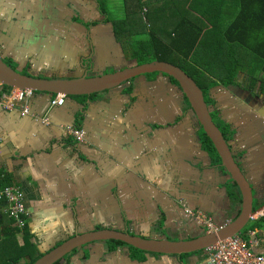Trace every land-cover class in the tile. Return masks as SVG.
Here are the masks:
<instances>
[{"label": "crops", "instance_id": "crops-1", "mask_svg": "<svg viewBox=\"0 0 264 264\" xmlns=\"http://www.w3.org/2000/svg\"><path fill=\"white\" fill-rule=\"evenodd\" d=\"M84 1H89L92 9L84 10L80 5ZM101 3L0 0V54L26 74L51 79L89 73L81 60L94 48L95 69L90 76L133 66L136 59L102 14ZM76 5L83 13H74ZM213 29L216 27L209 26L207 31ZM70 36L80 39V45ZM217 36L214 32L209 45ZM256 36L251 39L253 46L260 44ZM223 39H228L227 31ZM146 76L132 83V92L126 84L95 97L65 96L61 107L52 106L48 94L35 93L26 116L0 109V190L9 184L24 192L29 211L27 231L39 252L46 253L77 234L100 228L129 229L156 239L201 236L205 228L187 215L185 204L208 214L219 225L240 213L242 202L231 194L220 164L214 163L211 155L210 160L199 120L187 101L188 106L183 105L176 82L163 75ZM263 81L258 82L260 87ZM228 106L212 114L232 133L231 144L240 156L245 155L241 165L256 185L251 183L257 199L254 210L258 211L264 207V154L260 153L264 148L248 142L257 137L258 129L249 126L246 111ZM68 126L83 130L85 142L70 136L65 130ZM250 223L258 228L249 230L247 240H264V219H251ZM22 239L8 216V205L0 202V259L15 260ZM99 249L97 244V264H102L107 257L101 258L104 255ZM255 251L264 254V245ZM115 254L108 258L130 264L129 255H122L126 251ZM205 256L178 259L154 255L146 264H198Z\"/></svg>", "mask_w": 264, "mask_h": 264}, {"label": "trees", "instance_id": "trees-1", "mask_svg": "<svg viewBox=\"0 0 264 264\" xmlns=\"http://www.w3.org/2000/svg\"><path fill=\"white\" fill-rule=\"evenodd\" d=\"M188 1L125 0L124 12L120 14L119 18L118 16L115 18L111 17L107 0H102L101 8L103 9L102 14L108 18L109 23L116 27L119 35L120 33H125L128 25L132 27L134 23H141L149 37L146 41L144 39L139 40L138 46L134 50L135 53L139 50L144 54H154L153 62H171L169 53L172 49L179 50L185 57L184 64L186 66L171 63L191 75L204 90L206 96L209 95L211 88L215 87V85L224 83L222 82L223 75H228L234 79L239 71H244L250 76V82L253 86L257 85L260 79H264V40H262V35L264 34V2H261V0L259 2H256V0H223V2L193 0L189 3ZM195 10L203 14V19L208 18L213 21V26L216 29L207 31L209 25L203 19H198L197 21L191 19L189 15ZM142 14L152 15L156 18L154 27L150 31L148 25H144L140 21ZM132 31L135 36L139 35L133 27ZM226 31L228 39H223L222 41ZM214 32L218 36L209 45V40L212 39ZM255 35H257L256 38L260 41V44L253 46L251 39ZM215 52L219 53L214 56ZM236 53H239V56H236ZM191 57L193 58L192 62H188L187 59ZM133 58L137 60L138 64H144V59L141 56L133 55ZM6 62L13 69L18 68L11 61ZM22 73L30 75L29 73H24V71ZM158 75L160 74L154 73L151 74V77ZM172 80L178 83L175 79L172 78ZM215 80H220L221 83H217ZM227 84L229 83L227 82ZM261 88L264 89V86ZM127 91L132 92L134 90L131 86ZM188 104L192 108L189 102ZM202 131V141L205 148L213 157V162L220 164V159L212 141L203 128ZM223 132L229 134L227 139L230 140L232 133L228 130ZM229 185L231 190H233L231 194L242 202L241 196L236 193L238 191L237 184L230 180ZM256 228H258L257 225L250 223L242 231V238L247 240L249 238V230L254 231ZM22 234L24 243L20 245L19 256L15 260H9L7 264H19L26 259L30 260V264H34L44 255L39 252L37 245L31 242V234L27 231V228ZM109 243L113 245V251L130 247L138 255V260L142 262L147 260L146 252L140 249L128 246L122 241L111 240ZM205 253L204 251L198 254ZM187 256L190 255H184V257ZM55 264H58V262Z\"/></svg>", "mask_w": 264, "mask_h": 264}, {"label": "water", "instance_id": "water-1", "mask_svg": "<svg viewBox=\"0 0 264 264\" xmlns=\"http://www.w3.org/2000/svg\"><path fill=\"white\" fill-rule=\"evenodd\" d=\"M154 73H159L166 78H173L180 84L181 91L188 99L192 110L199 120L200 126L207 133L217 151L220 166L223 169L222 173L226 174L229 181L232 180L237 184L238 191L236 193L242 199L239 215L217 233L204 232L201 236L191 239L172 240L170 236L163 239L146 238L133 234L129 229H95L92 232L77 234L68 239L45 253L34 264H55L80 248L90 244H98L101 249V243L106 244L111 240L122 241L128 246L135 247L147 253V260L144 262L135 260L129 255L128 259L130 264H146L154 255L182 259L184 255H199L198 253L207 251L210 246L218 242L238 235L241 236L242 231L250 224L252 216L254 215V201L256 199L254 189L250 180L245 175L243 168L240 167L239 162L235 159L231 147L232 140L227 139V134L213 120L204 90L185 70L170 62L155 61L149 64L128 66L126 69L119 70L115 73L95 76L84 73L70 78L51 79L40 78L32 74L25 75L20 68L13 69L5 61L2 54H0V83L3 86L22 90H33L36 93H46L51 99H53L54 95L59 94L67 98H74L78 96L91 97L93 95L111 92L125 86V84H128L126 86L130 87L133 80ZM210 155L209 152V158ZM210 160L212 161L211 158ZM182 262L183 264L187 263L186 261Z\"/></svg>", "mask_w": 264, "mask_h": 264}, {"label": "built area", "instance_id": "built-area-1", "mask_svg": "<svg viewBox=\"0 0 264 264\" xmlns=\"http://www.w3.org/2000/svg\"><path fill=\"white\" fill-rule=\"evenodd\" d=\"M4 86L0 83V90ZM35 91L22 90L19 88H5L0 95V109L6 111H20L26 116L30 113L28 106L29 100L33 98ZM64 95H56L52 102V106L61 107L65 103ZM45 119V122H48ZM67 133L77 142H85V133L76 127L68 126L65 128ZM1 148V141H0ZM0 202L8 205V216L12 220L15 228L23 233L28 228L29 211L25 201L24 192L14 186H7L0 190ZM187 213L200 226L204 227L208 233H217L224 229L230 221L224 224H217L215 220L208 214L191 209L187 204L184 205ZM252 219H264V207L255 212ZM264 245V240H245L241 236L228 238L218 242L207 249V257L199 264H264V254L258 253L256 248Z\"/></svg>", "mask_w": 264, "mask_h": 264}, {"label": "flooded vegetation", "instance_id": "flooded-vegetation-1", "mask_svg": "<svg viewBox=\"0 0 264 264\" xmlns=\"http://www.w3.org/2000/svg\"><path fill=\"white\" fill-rule=\"evenodd\" d=\"M72 9H74V13L80 14L82 12L81 7L78 5H76V7L72 8ZM72 23H74V21H72ZM115 35H116V33H115ZM116 37L117 36H115V39H116ZM116 42L118 44L121 43V42L119 43L117 41V39H116ZM95 55H96V51L94 48L93 50H91L89 56L84 57L81 60L83 66L86 67V72L89 71V73H90V72H93L91 70L95 69V60H94ZM127 63H131V61H127ZM134 65H139L137 60H136ZM149 75H151V74H149ZM242 75L243 74L241 73V71H239L234 79H232V77H229L227 79V82L229 83L227 86H224L222 84L221 85L218 84L217 86L215 85V87L211 88L209 95L206 96V99H207V102L209 105V111L211 113V116L213 117V120L217 124V126L221 130H223L224 128L221 126V124L219 122H217V120H216V118H214V115L212 114V112L217 111L218 109L224 108L225 104H228L229 106L244 109L248 115L247 118L250 122L249 126H251L254 130L258 129V130H255L257 137H254L253 139L248 140V142L253 144V142L255 141L256 145L263 149L264 148V98H263L264 97V89H262L259 84L253 86L252 83L250 82V78L249 77L246 78V76H245V78L247 79L248 82L243 83ZM145 77H148V76H142L136 80H133L132 82L138 83L140 80H143ZM231 80H232V82H231ZM215 92H218V93H215ZM186 101H188V99L184 95H182V103L184 106L187 107L188 105H187ZM258 117H260V118L258 119ZM258 125H260L259 128H257ZM232 136H231V138H232ZM231 147H232V151L234 153L235 159H237V161L239 162L240 167L243 168V166L241 165V162H242V158H244L245 155L240 156V153H238V151L236 150V148L234 146H232V144H231ZM260 153L264 154V150H262ZM245 158H247V156ZM250 182L253 183L254 187L256 188L255 183L252 181H250ZM262 189H264V187ZM187 215L190 216L188 213H187ZM194 221L198 226H200V224H198L196 222V220H194ZM200 227H202V226H200ZM101 245H102V243H101ZM96 246H97V244H90L88 246L80 248L79 250H76L73 253L66 256L63 260L59 261L58 264H97V261H98L97 259H99V258L96 257V255H95ZM106 246L107 247L104 248L102 245V248L99 250H100V252H102L101 255L102 254L104 255L101 258L107 257L106 262L107 261L111 262L109 264H117L116 262L114 263L113 261H111L110 258H108L111 256H116V254H115L116 251L117 252L126 251V254H122V255H132L135 260H138V255L130 247L120 248L116 251H113L112 250L113 245L111 243H109V242L106 243ZM105 250H106V254H105ZM40 253L45 254V253H42L41 251H40ZM101 263L103 264L104 262H101ZM23 264H30V260L26 259L23 262ZM122 264H127V262H124Z\"/></svg>", "mask_w": 264, "mask_h": 264}, {"label": "rangeland", "instance_id": "rangeland-1", "mask_svg": "<svg viewBox=\"0 0 264 264\" xmlns=\"http://www.w3.org/2000/svg\"><path fill=\"white\" fill-rule=\"evenodd\" d=\"M108 1V7H109V12H110V14H111V17H117L118 16V18L120 17V14L121 13H123L124 12V10H123V6L125 5V0H107ZM89 1H84L83 3H81L80 5L81 6H83V9L84 10H86V9H88V8H90V9H92V6H90L89 4ZM89 9V10H90ZM94 9V8H93ZM192 19H194L195 21H197V17L199 18V19H203V14L200 12V11H198V10H195L194 12L192 11L191 13H190V15H189ZM154 20H156V18H155V16H152V15H146V14H142L141 16H140V21L141 22H143L144 23V25H148V27H149V31L152 29V27H154ZM203 21L207 24V25H209V26H213L214 25V22L213 21H211V20H209L208 18H205V19H203ZM133 26V28H134V30L137 32V33H139V35L138 36H135V34L133 33V31H132V27H131V25H128L127 27H128V29L125 31V33H120V38H121V40L123 41V43L126 45V48L129 50V52L132 54V55H135V56H141V58H143L144 60H143V62H144V64H149V63H154L152 60H154V58H155V55L154 54H144L143 52H141V51H137V53H135L134 52V50H135V47H137L138 46V42H139V40H142V39H144L145 41L148 39V37H149V35H148V33H145V29H144V27L141 25V23L139 22V23H134V24H132ZM134 25H136V26H134ZM137 25H138V27H137ZM73 38V40H74V43L76 44V45H80V43H81V40L79 39V40H77L74 36H70V39H72ZM79 51H80V54L82 53V49H81V47H79ZM239 53H236V56H239L238 55ZM169 60L171 61V62H173V63H175V64H177V65H179V66H186V64H184L185 62V57L182 55V53L181 52H179V50H175V49H172V51L169 53ZM110 71H112V69L110 70ZM247 76H248V74H247ZM230 76H228V75H223V80H222V82H224L222 85H224V86H227L228 84H227V79L229 78ZM248 77H250V76H248ZM242 80H243V83H247L248 81H247V79L245 78V76L244 75H242ZM215 81H217V83H221V81L220 80H215ZM221 85V84H220ZM174 86L178 89V90H180L181 91V86H180V84L179 83H175L174 84ZM215 93H218V92H215ZM181 94L182 95H184V93L181 91ZM185 96V95H184ZM186 97V96H185ZM226 108H228V109H232V107L231 106H228V107H226ZM192 115H194V114H192ZM216 120H217V122H219L220 124H221V126L224 128L223 129V131H225L226 130V127H225V125L223 124V123H221L220 121H219V119H217V117H216ZM228 134V133H227ZM229 136V134L227 135V137ZM189 177V176H188ZM187 177V178H188ZM183 178H185V177H183ZM255 197H256V194H255ZM254 204L256 205L257 204V199H255V201H254ZM170 238H172V240H179V239H182V238H175L174 236H170ZM15 257L16 258H18V250L17 251H15ZM4 263H6L7 264V258H6V256H4L2 259H0V264H4Z\"/></svg>", "mask_w": 264, "mask_h": 264}, {"label": "clouds", "instance_id": "clouds-1", "mask_svg": "<svg viewBox=\"0 0 264 264\" xmlns=\"http://www.w3.org/2000/svg\"><path fill=\"white\" fill-rule=\"evenodd\" d=\"M164 62H166V61H164ZM172 64H173V63H172ZM5 87H6V86H4V89H5ZM35 93H36V92H35ZM231 136H232V135H231ZM231 139H232V138H231ZM190 208H191V207H190ZM191 209H192V208H191ZM260 209H261V208H260ZM185 210H186V208H185ZM193 210H195V209H193ZM196 211H197V210H196ZM186 212H187V211H186ZM255 212H256V211L254 210V214H255ZM205 232H207L206 229H205ZM241 237H242V236H241ZM205 252H206V256H205V258H204L203 260H205L206 257H207V251H205ZM203 260H201V261H203ZM201 261H200V262H201ZM200 262H199V263H200ZM199 263H198V264H199Z\"/></svg>", "mask_w": 264, "mask_h": 264}]
</instances>
